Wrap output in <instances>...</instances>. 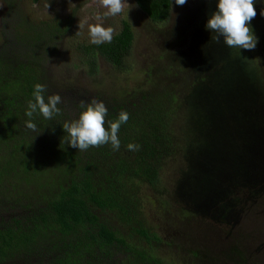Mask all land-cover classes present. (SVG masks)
Instances as JSON below:
<instances>
[{
	"label": "trees",
	"instance_id": "obj_1",
	"mask_svg": "<svg viewBox=\"0 0 264 264\" xmlns=\"http://www.w3.org/2000/svg\"><path fill=\"white\" fill-rule=\"evenodd\" d=\"M3 1L0 264H165L155 251L161 238L143 216V192L160 191L163 163L187 147L209 152L217 143L232 152L229 164L217 159L195 182L198 192L203 187L201 195L210 187L230 195V204L216 206L224 221L236 217V203L257 197L258 190L244 192L250 184L238 155L247 152L259 132L256 124L264 120V111L256 108L259 99L264 101V33L255 31L264 23V18L257 23L261 13L250 21L257 37L253 50L229 48L223 37L220 43L212 39L216 34L206 23L217 0L205 6L200 17L188 14V22L201 20L179 40L186 47L180 51V65L163 64L158 56L139 84L111 95L79 84H58L49 75V65L73 26V12L35 21L23 14L19 0ZM174 1L134 0L153 23L169 18ZM133 38L130 22L123 19L111 43L84 45L88 73L97 71L98 54L113 67L125 69ZM37 83L46 86L45 100L51 94L61 97L60 114L51 120L37 114L31 118L39 133L25 126L30 119L25 115L27 102ZM224 85L233 90L235 104H228ZM244 94L254 101L246 117L240 104ZM92 99L108 109L105 127L121 111L129 114L118 133L119 150L105 144L80 151L66 143L63 124L78 118L81 101ZM128 143L139 144V150H128ZM200 155L189 164L204 165ZM229 250L234 252V246Z\"/></svg>",
	"mask_w": 264,
	"mask_h": 264
},
{
	"label": "rangeland",
	"instance_id": "obj_2",
	"mask_svg": "<svg viewBox=\"0 0 264 264\" xmlns=\"http://www.w3.org/2000/svg\"><path fill=\"white\" fill-rule=\"evenodd\" d=\"M19 1L23 14L35 21L53 16L64 17L71 12L75 14L70 32L49 65V75L54 82L74 83L90 90L119 95L139 84L147 66H151L158 56H161L163 64L180 65V51L186 47L179 40L191 33L190 27L194 23L197 25L201 20L199 17L209 0H199L196 5V0H187L183 6L176 5L174 1L169 18L162 23H153L138 9L134 0H127L124 13L103 20L105 27L110 26L115 30L114 34L120 30L123 19L131 24L134 38L131 52L125 60V69L113 67L98 54L97 71L92 75L88 73L87 58L82 47L91 43L88 24L99 22L94 19L95 15L105 11L100 8L97 0ZM256 1L254 0L255 3ZM261 6L254 5L256 13L260 14ZM5 9L4 1L0 0V16L4 14ZM193 12L199 13L198 20L188 22L187 15ZM263 18L264 15H261L257 23ZM80 23H84V27L80 28ZM226 100L230 104L227 97ZM235 102L232 99L231 103ZM240 104L244 116H248L254 101L247 94ZM262 104L264 105V101L260 99L256 102L258 112ZM248 125L253 126L254 123L248 122ZM256 125L259 130L257 138L250 141L247 152L238 156L245 162L250 184L244 192L258 190V195L236 203V217L224 221L217 215V205L231 203L226 190L217 194V191L210 187L201 195L203 187L198 192V185L195 184L217 159H222L228 164L230 159L233 160L232 152L226 150V144L216 143L215 148L209 152L205 147H187L184 153L166 159L163 163L160 191L144 189L143 216L148 227L161 238V241L156 243L155 251L165 264H264V176L256 182L251 180L254 173L264 169V120L260 119ZM181 129L182 126L176 127L177 132ZM199 155L198 159L203 160L204 165L189 164L193 156ZM253 163L258 167H252ZM231 167H234L233 161ZM238 194L239 192H236L233 197ZM193 196L195 200L192 199ZM243 198L241 193L240 200ZM233 246L235 250L231 253L229 249Z\"/></svg>",
	"mask_w": 264,
	"mask_h": 264
},
{
	"label": "clouds",
	"instance_id": "obj_3",
	"mask_svg": "<svg viewBox=\"0 0 264 264\" xmlns=\"http://www.w3.org/2000/svg\"><path fill=\"white\" fill-rule=\"evenodd\" d=\"M97 2L105 11L95 15L94 19L99 22L88 24L90 42L96 45L111 43L115 30L110 26L105 27L103 20L124 13L127 0H97ZM186 2L187 0H175V4L179 6H183ZM128 9L129 7L127 11ZM256 15L254 0H217L216 11L207 19L206 28L216 34L212 39L217 43H220V37H223L222 42L229 48L253 50L256 47L257 37L250 27V21ZM261 15H264V9L261 10ZM79 27H84V23H80ZM45 91V85L35 84L33 99L27 102L25 111V115L30 118L25 121L26 128L37 133L40 131H37V125L31 119L34 114L51 120L54 114L58 115L61 111L57 107L61 103L60 95L51 94L45 100ZM81 108L78 118L65 122L62 126L68 133L66 143L80 151L105 144H110L114 151L119 150L118 133L121 124L128 122L129 114L121 111L118 118L107 121L108 127H105L108 109L103 102L96 99H92L90 103L81 101ZM126 147L130 151H138L140 145L128 143Z\"/></svg>",
	"mask_w": 264,
	"mask_h": 264
},
{
	"label": "water",
	"instance_id": "obj_4",
	"mask_svg": "<svg viewBox=\"0 0 264 264\" xmlns=\"http://www.w3.org/2000/svg\"><path fill=\"white\" fill-rule=\"evenodd\" d=\"M215 1L216 0H209L207 3H206V5L208 6V5H212L213 3H215ZM197 2H200L199 0H196L195 1V5H196V3ZM233 85H231V87H232ZM226 88V89H225ZM233 88V87H232ZM236 88V87H235ZM224 89L225 90H227V93H228V95H227V93H226V97H227V99L231 102L232 101V99H233V95H234V93H233V90L231 91V88L230 87H228V86H226V85H224ZM228 90H230V91H228ZM245 95V97L247 96V94H244ZM250 95V94H249ZM259 109H261V111L263 112L264 111V108H259ZM252 167H254V168H256V167H258L257 166V164L256 163H253L252 164ZM262 176H264V169H262L261 168V171H259V172H257V173H254L253 175H252V177H251V180H254V182H256V181H258L259 179H261V177ZM253 178V179H252ZM200 199H201V197H200ZM203 201V200H202Z\"/></svg>",
	"mask_w": 264,
	"mask_h": 264
},
{
	"label": "flooded vegetation",
	"instance_id": "obj_5",
	"mask_svg": "<svg viewBox=\"0 0 264 264\" xmlns=\"http://www.w3.org/2000/svg\"><path fill=\"white\" fill-rule=\"evenodd\" d=\"M263 1L264 0H257L256 1V3H255V5H256V7H258V6H261V5H263V6H261V8L263 9V7H264V4H263ZM256 9V8H255ZM262 9H259V12L261 13V10ZM255 31H256V33L258 32V31H262L263 33H264V23L263 24H260V26H257L256 28H255Z\"/></svg>",
	"mask_w": 264,
	"mask_h": 264
}]
</instances>
